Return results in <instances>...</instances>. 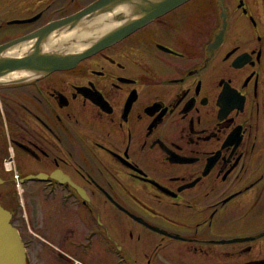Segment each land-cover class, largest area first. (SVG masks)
<instances>
[{"label": "flooded vegetation", "instance_id": "flooded-vegetation-1", "mask_svg": "<svg viewBox=\"0 0 264 264\" xmlns=\"http://www.w3.org/2000/svg\"><path fill=\"white\" fill-rule=\"evenodd\" d=\"M98 1L0 0L26 264H264V0Z\"/></svg>", "mask_w": 264, "mask_h": 264}, {"label": "water", "instance_id": "water-1", "mask_svg": "<svg viewBox=\"0 0 264 264\" xmlns=\"http://www.w3.org/2000/svg\"><path fill=\"white\" fill-rule=\"evenodd\" d=\"M114 1V0H113ZM112 0H101L94 7L110 5ZM127 5L135 7L137 14L144 17L138 23L143 22L156 14L168 11L187 0H119ZM137 23V24H138ZM4 47H0V51ZM19 62L14 58L0 59V76L8 70L18 68ZM10 213L0 206V264H26L25 249L16 228L10 222Z\"/></svg>", "mask_w": 264, "mask_h": 264}]
</instances>
